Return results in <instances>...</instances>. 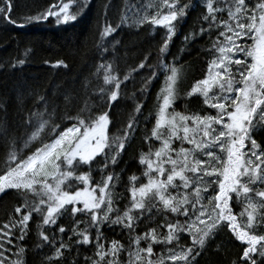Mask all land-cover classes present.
Here are the masks:
<instances>
[{"label": "snow or ice", "instance_id": "6c2138e0", "mask_svg": "<svg viewBox=\"0 0 264 264\" xmlns=\"http://www.w3.org/2000/svg\"><path fill=\"white\" fill-rule=\"evenodd\" d=\"M88 6L89 0H59L46 11L24 20L27 24L55 17L57 24H67L76 21ZM191 6L181 0H149L148 4L126 6L120 23L115 27L107 24L101 34L107 37L122 25L146 23L166 30L157 63L153 66L141 62L138 66L152 69L143 81L145 86L157 70L165 74L151 130V140L159 142V146L150 145L148 152L141 154L139 163L146 166L142 173L146 183L137 186L139 177H130V206L122 212L114 205L113 181L119 177L104 173L110 164L118 163L130 131L110 137L109 113L95 111L99 105L85 100L83 107L70 115L75 97L65 94L64 113L59 115L58 107L49 111L48 102L41 97L44 111L30 114L25 124L32 131L23 139L24 148L35 143L41 146L26 158L20 155L22 149L7 125L0 126V141L8 149L6 170L0 174V194L15 190L24 201L15 208L19 218H10L0 227V264H26V250L14 244V238H25L34 213L45 226L57 225L61 217H76L78 213L88 217L76 219V227L71 231L77 237V245L94 243L97 259L91 264H121L122 252H127V264H196V258L221 227H227L245 245L240 264H264V232L260 231L264 228V148L253 138L264 129V0H205L206 14L201 19L207 27H201L199 34L207 32L211 39L212 32L219 31L207 49L213 56L205 78L197 81L187 96L201 97L204 105L216 111L215 115L182 114L173 108L179 98L180 70L165 63L164 55L177 25ZM12 12L13 0H0V18L15 24ZM224 12L227 19L218 16ZM62 64L63 61H57L56 66ZM101 69L102 84L96 87V94L101 102L110 104L120 96L121 81L111 63L99 65L97 72ZM139 111L137 106L136 112ZM63 120L73 123L61 130L58 121ZM133 128L130 121L127 129ZM175 141L180 142L178 148L173 147ZM185 144L191 147H184ZM97 165L101 179L94 181L92 172ZM241 205L239 216L246 217L243 223L234 213V208ZM22 209L27 211L20 215ZM153 209L155 214H165L162 226L167 228L166 234L150 228L133 236L144 214ZM81 224L86 226L80 228ZM104 225L127 229L129 246L112 240L106 249V238L101 232ZM90 229H95L94 241ZM58 231L66 230L59 226ZM184 234L191 239V245L181 243ZM39 235L45 244H53L56 239L54 232L50 236L40 231ZM141 241L147 246L141 247ZM155 244L172 247H166V255L153 259ZM8 245L15 247V259L5 255L12 251ZM70 247L61 241L55 258L63 259L61 250ZM48 259L51 261L52 257Z\"/></svg>", "mask_w": 264, "mask_h": 264}, {"label": "trees", "instance_id": "16d2710c", "mask_svg": "<svg viewBox=\"0 0 264 264\" xmlns=\"http://www.w3.org/2000/svg\"><path fill=\"white\" fill-rule=\"evenodd\" d=\"M57 3L59 0H13L11 18L16 20V23H7L0 18V126L7 125L10 135L17 138L22 149L20 155L26 158L41 146L39 143L29 145L28 148L23 146V139L32 131L26 126L25 121L29 119L31 113L44 111L45 102L40 99L41 97L48 102L49 111L53 107H58L59 115L64 113L65 94L75 97L70 115H75L76 111L83 107L85 100L90 104L99 105L95 111L109 113L110 137L130 131L125 148L118 157V163L110 164L104 173L106 176L112 172L119 177L118 181H113L114 205L122 212L130 206V177L133 175L139 177L137 186L146 183V178L142 175L146 166L139 163L141 154L147 153L150 145L153 148L159 146V142L151 140V130L155 124V114L160 102L158 96L164 84L165 74L157 70V75L145 86L143 81L151 75L152 69L147 66L141 69L138 66L141 62L153 66L157 63L166 30L146 23L140 26L122 25L107 37L101 35L107 24L115 27L120 23L126 6L148 4L149 0H89L88 8L76 21L56 25L48 18L45 23H39L40 21L25 23L24 17L35 16ZM181 3H190L192 6L177 25L176 33L169 41L164 55L165 63L175 65L180 70L179 98L175 100L173 108L182 114L215 115L216 111L204 105L201 97L198 95L189 97L187 93L197 81L205 78L208 62L213 56L207 49L210 48L211 40L216 38L219 30L212 32L211 39L207 32L199 34L201 27H207L206 22H202L201 19L206 14L205 0H181ZM149 11L154 12L155 9ZM218 16L227 19L226 12ZM17 25L25 27L18 28ZM194 33L195 38H192ZM186 36L189 37L187 41ZM19 60H24L25 63L21 65L18 63ZM57 61H63L64 64L56 66ZM105 63L113 65L114 74L121 81L120 96L117 101L110 104L107 101L101 102L96 94V87L102 84L103 73L102 69L99 73L97 69L99 65ZM125 76L129 78L125 80ZM141 89L144 91L141 92ZM137 106L140 107L139 112H136ZM130 121L134 123L132 130L127 129ZM58 122L61 123V130L73 123L68 120ZM253 138L264 148V129L255 133ZM45 142L50 141L46 139ZM179 146V141L173 143L174 148ZM7 152L3 141H0V174L6 170ZM97 159L100 160L102 157ZM98 167L99 165L92 172L94 181L101 179ZM23 202L22 194L15 190L0 194V227L10 218H19L15 208L21 206ZM241 207L242 205L234 208V212H238ZM26 211L22 209L20 215ZM155 213L156 209L151 213L146 212L132 235L143 234L150 228H157L161 235L166 234L167 228L162 226L165 214ZM167 215L169 219L172 218L170 214ZM76 219L87 220L88 217L78 213L76 217H61L57 225L45 226L41 217L34 213L25 238L22 241L14 238V244L22 245L26 250V264H91L93 259H97L94 243L89 245L75 243L77 237L71 229L76 227L74 223ZM59 226H63L66 231L60 233ZM85 226L79 225L80 228ZM40 231H45V234L50 236L54 232L56 237L54 243H43ZM260 231L264 232V228ZM101 232L106 238L104 241L106 249L112 240H118L126 248L129 246L130 236L127 229L119 225H104ZM90 233L94 241L95 229H90ZM18 235L19 232L16 231L15 236ZM61 241L71 247L62 249L64 258L57 260L54 252ZM181 243L185 246L191 245L187 234H184ZM146 246L147 243L141 241V247ZM6 247H12V251L5 252V255L15 259L13 254L15 247L11 245ZM166 247L172 245H153V259L160 254L166 255ZM244 247L245 245L237 241L227 227H221L196 258V264H233V261L240 264L239 258ZM49 257H52L51 261ZM120 260L121 264H127V252L121 253Z\"/></svg>", "mask_w": 264, "mask_h": 264}, {"label": "rangeland", "instance_id": "374dc122", "mask_svg": "<svg viewBox=\"0 0 264 264\" xmlns=\"http://www.w3.org/2000/svg\"><path fill=\"white\" fill-rule=\"evenodd\" d=\"M65 2H67V0H66ZM49 18L52 20V23H54V24H56V25H59V24H57L55 17H49ZM61 24H63V23H61ZM248 42L251 43V41H248ZM185 146H186V147H191V145H187V144H185ZM241 208H242V207H241ZM241 210H242V209H240L238 212H234V213L237 214V216H238V221L241 222V223H243V222H245L246 217H241V216H239V213H240ZM190 244H191V239H190ZM177 251H179V250H177ZM167 264H171V261H168Z\"/></svg>", "mask_w": 264, "mask_h": 264}, {"label": "water", "instance_id": "95a60500", "mask_svg": "<svg viewBox=\"0 0 264 264\" xmlns=\"http://www.w3.org/2000/svg\"><path fill=\"white\" fill-rule=\"evenodd\" d=\"M45 22H46V20H42V21H40L39 23H45ZM17 27H18V28H23L24 26L17 25Z\"/></svg>", "mask_w": 264, "mask_h": 264}, {"label": "bare ground", "instance_id": "6f19581e", "mask_svg": "<svg viewBox=\"0 0 264 264\" xmlns=\"http://www.w3.org/2000/svg\"><path fill=\"white\" fill-rule=\"evenodd\" d=\"M23 26H24V25H23ZM24 27H25V26H24ZM24 27H23V28H24Z\"/></svg>", "mask_w": 264, "mask_h": 264}]
</instances>
